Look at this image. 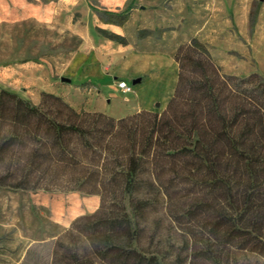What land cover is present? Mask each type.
Returning a JSON list of instances; mask_svg holds the SVG:
<instances>
[{"label":"trees","instance_id":"trees-1","mask_svg":"<svg viewBox=\"0 0 264 264\" xmlns=\"http://www.w3.org/2000/svg\"><path fill=\"white\" fill-rule=\"evenodd\" d=\"M99 19L122 27L129 14ZM174 59L177 84L163 112L116 119L45 92L35 105L0 91V187L101 198L52 242L49 264L264 259V79L225 74L196 38Z\"/></svg>","mask_w":264,"mask_h":264},{"label":"rangeland","instance_id":"rangeland-1","mask_svg":"<svg viewBox=\"0 0 264 264\" xmlns=\"http://www.w3.org/2000/svg\"><path fill=\"white\" fill-rule=\"evenodd\" d=\"M27 3L40 4L45 14L35 13L23 20ZM104 12H128V22L122 27L107 25L99 19ZM111 26L119 28L120 33L113 32ZM97 28L124 37L129 46L127 57L141 50L143 42L150 51L158 45L159 51L167 54L164 62H173L169 68L173 76L178 77L179 72L174 59L177 50L196 38L210 49L225 74H259L264 79V0H0V91L10 90L40 104L47 87L27 85L34 76L23 67L42 64L49 67L51 75L52 68L56 70L53 79L69 89L70 96L88 100L85 85L79 86L81 97L77 86L67 85L58 76L66 72L70 59H77L79 65L84 62L90 51L87 41L100 38L107 44L114 43ZM141 30H150L152 35L139 39ZM12 71L14 79L7 76ZM63 77L69 78L66 74ZM35 94L40 102L34 100ZM155 107L158 112L166 109L159 102ZM126 109L124 99H120L109 104L110 114L106 115L121 119L128 116ZM100 204L99 196L80 192L0 187V264H49L52 242L77 218L96 212ZM29 250L33 254L27 257ZM244 264H264V259L251 258Z\"/></svg>","mask_w":264,"mask_h":264},{"label":"crops","instance_id":"crops-1","mask_svg":"<svg viewBox=\"0 0 264 264\" xmlns=\"http://www.w3.org/2000/svg\"><path fill=\"white\" fill-rule=\"evenodd\" d=\"M45 12L46 10L40 4L27 3V7L23 9L22 19H30L36 16L35 13L45 14ZM43 17L45 16L43 15ZM110 29L115 33H120V29L117 27L111 26ZM87 46L90 51L85 56L84 62L79 65L77 59H70L66 64V72L59 73L58 79L66 78L63 77V74H66L68 79H72L67 85L77 86L81 97L83 94L79 86L85 85L84 92L90 97L88 100L70 96V90L57 85L53 79V74L57 75L55 74L56 70L52 68L51 75L49 67L42 64L36 65V67H23V71H27L28 74L31 71L34 76V79H28L27 85L47 87L45 92L62 97L74 108L82 109L84 107L88 111L104 114H110L109 104L120 99H124L126 103V115L141 111H155V104L158 102L161 103L163 109L166 108L174 94L178 77L177 75L173 76L172 70H169L173 67V62H164L167 54L165 51H159L158 45H155V49L150 51L143 42L142 49L128 57L126 51L129 46L115 43L110 45L100 38L87 41ZM78 68L81 71L77 72ZM7 76L14 79V71L8 72ZM134 80H141V82L135 86L132 85L134 87L132 94L125 95L118 88L119 81H127L132 84ZM74 82L76 85H73ZM34 97L35 101L40 102V96L37 97L35 94ZM82 101L85 105L82 104ZM91 104L92 107L89 106Z\"/></svg>","mask_w":264,"mask_h":264},{"label":"built area","instance_id":"built-area-1","mask_svg":"<svg viewBox=\"0 0 264 264\" xmlns=\"http://www.w3.org/2000/svg\"><path fill=\"white\" fill-rule=\"evenodd\" d=\"M118 88L125 95L132 94L134 92V87L132 86V84H129L127 81H119Z\"/></svg>","mask_w":264,"mask_h":264},{"label":"water","instance_id":"water-1","mask_svg":"<svg viewBox=\"0 0 264 264\" xmlns=\"http://www.w3.org/2000/svg\"><path fill=\"white\" fill-rule=\"evenodd\" d=\"M61 81L62 82H65V83H70L71 82V80L70 79H67V78H61ZM140 82H141V80H134L132 82V85L135 86L136 84H138ZM158 107H160V105H158Z\"/></svg>","mask_w":264,"mask_h":264}]
</instances>
